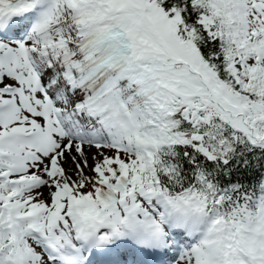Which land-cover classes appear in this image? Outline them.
I'll return each instance as SVG.
<instances>
[{
  "label": "snow or ice",
  "instance_id": "snow-or-ice-1",
  "mask_svg": "<svg viewBox=\"0 0 264 264\" xmlns=\"http://www.w3.org/2000/svg\"><path fill=\"white\" fill-rule=\"evenodd\" d=\"M0 264H264V0H0Z\"/></svg>",
  "mask_w": 264,
  "mask_h": 264
}]
</instances>
